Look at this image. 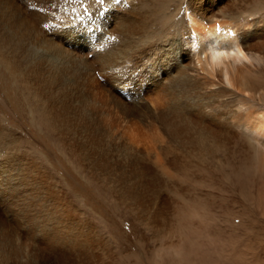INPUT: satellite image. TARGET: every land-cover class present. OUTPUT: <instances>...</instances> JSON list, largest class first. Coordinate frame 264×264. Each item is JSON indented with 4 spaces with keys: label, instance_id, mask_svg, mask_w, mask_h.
<instances>
[{
    "label": "bare ground",
    "instance_id": "obj_1",
    "mask_svg": "<svg viewBox=\"0 0 264 264\" xmlns=\"http://www.w3.org/2000/svg\"><path fill=\"white\" fill-rule=\"evenodd\" d=\"M44 1L48 5L41 15L45 21H49L48 28H51L53 37L41 34L32 39L31 46L28 45L29 48L26 49L24 41L32 35L34 24L27 17L19 21L8 20L10 31L3 38L1 30H5L6 26L2 22V11L4 7L13 5L0 0V27H3L0 29V61L6 64L16 77L21 120L32 127V130L45 128L52 139H57L69 150L71 156L88 160L84 164L89 169L100 171L101 178L116 186L115 194L130 206L134 207L136 203L138 206H144V193L136 186L149 183L142 172L149 167L145 164H140L139 169L136 165L132 166L133 161H137L136 158L129 164L112 158V163L101 157L100 151L89 143L96 140L93 136L95 131L106 130L111 134L112 130H119L120 124L129 114L140 111L137 107L153 113L151 116L158 119L168 132V143L158 133L150 143L158 141L160 147L158 148L156 142L153 143L155 147L147 146L149 143L145 146L148 152L155 149L154 163L161 168L166 165L176 168L180 163L181 167L177 168L176 173L175 170L167 173L169 180L174 179L176 175L185 179L201 175L197 174L196 169V172H192L186 167L211 169L210 166L216 163L217 153L227 149L231 142L237 140L238 125L255 131L259 137H264V87L253 77L250 67H264V17L250 32L242 30L241 27L252 26L250 17L253 16L248 14L250 17L245 21V8L242 5H236L237 9L234 8L232 0H189L182 22L169 13V2L173 0H138V3H129L130 0H120L119 3L116 0H103V3H100V0ZM144 2L149 6L155 3L150 8L148 18L155 19L156 22L161 21L163 26L155 25L150 30H143L136 24L143 21L138 8L144 5ZM48 9H56V13ZM120 9L129 12L124 14ZM230 10L234 13L229 14ZM100 12L105 14L102 13L100 21L93 24H97L98 29L102 28L101 33L97 28L91 31L92 22L86 20V16ZM226 16L236 19L234 22L229 18L226 20ZM235 20L239 21V32L234 30ZM181 24L183 29H187H182V32H168V26L176 30ZM107 27L112 29L106 30ZM124 34L130 38L122 39ZM96 36L99 42L95 40ZM15 38L22 42L15 41ZM67 38L71 41V48L66 42ZM98 46L100 51H95ZM79 51L80 57L77 55ZM92 52L93 58L89 57ZM82 53L87 57L82 56ZM44 57L49 59L46 64ZM121 60L124 64L127 63L121 64ZM60 62L67 64L64 70L59 69ZM71 66L75 68L73 74L77 75L78 79L81 77L84 85L81 91L84 97L79 103L72 101L76 100L79 94L69 96L60 93L59 89L67 83L63 73L72 68ZM97 69L99 75L94 73ZM140 71L145 73V78L143 77L144 83L139 91L144 92V99L150 105L153 104L152 111L148 109L150 106L142 104V94H134L130 90L131 86L128 93L117 88L120 85L124 86V89L128 88V85L133 84V72ZM232 92L237 94L235 96L238 109L233 108L228 100ZM4 131L0 129V149H6L3 152L7 155L4 159L11 162L0 163L1 205L13 207V202L7 201L11 198L16 201L18 208L41 207L44 202H32L36 197L40 198L38 194L33 198H25L19 190H22V187L28 191L29 188L32 189L28 185L29 180H32L34 185H48L49 179L44 176L45 172L42 170L44 167L31 158L32 153L25 151L23 145L22 149L20 146L17 148L21 151L11 154L8 146L10 141H16L11 138L14 131L9 128ZM119 132L121 131H117ZM129 132L132 130H125L123 135ZM21 139L22 137H19L17 142L21 143ZM125 140L128 144H135L137 136L132 134L125 137ZM171 148L182 153L180 162L174 150L169 151V154H172L170 161L162 157L160 150ZM50 149L48 152L52 154V148ZM257 161H260L261 165L264 164V153L259 155ZM119 166L120 169L124 168L123 173L114 172V168ZM38 176L42 179L37 180ZM48 198L47 200L55 203L57 208L62 207L64 203L67 206L64 205L60 209L62 212H47V218L43 216L46 212L36 210V214L41 216L40 219L31 217L28 222L41 224V229L44 233L47 232L45 237L50 236L46 238L50 246L56 248L61 241H64L62 245L66 244L69 248V243L73 247L79 243L80 246L91 243L92 238L82 235L83 232L78 226L79 220L77 221L76 215L71 213L74 208L70 202H65L66 197H59L50 185ZM153 218L150 219L152 224L158 220L155 216ZM84 225L87 230L90 229V225ZM31 227L33 228V225L29 228ZM7 229L5 225H0V264H8L13 258L20 257L17 253L18 247L6 232ZM59 249L58 247L57 250ZM60 255L63 258L64 254Z\"/></svg>",
    "mask_w": 264,
    "mask_h": 264
},
{
    "label": "rangeland",
    "instance_id": "obj_2",
    "mask_svg": "<svg viewBox=\"0 0 264 264\" xmlns=\"http://www.w3.org/2000/svg\"><path fill=\"white\" fill-rule=\"evenodd\" d=\"M1 1L13 5V7H4L2 11L4 18L2 22L6 26L5 30H1L3 38L10 31L8 20L19 21L25 17L34 24L32 35L24 41L26 49L29 48L28 45L31 46L32 39L38 38L41 34L53 37L51 28H48L49 21H45L41 15L43 9L48 5L44 0ZM139 1L130 0L129 3H138ZM189 2V0L170 1L171 12L169 13L175 15L182 22ZM231 3L236 9L240 5L245 8L243 15L245 21L250 17L248 14L253 16L250 17V24L253 25L241 27L244 31H253L252 29L264 17V0H232ZM154 4L149 6L144 2V5L138 8L144 18L142 17L143 21L136 24L140 25L143 30H150L155 25L163 26L161 21L156 22L155 19L154 21L148 18L150 8ZM48 10L56 13V9ZM120 12L128 14L129 11L120 9ZM102 13L86 16V20L92 22L93 25L91 31L97 28V31L101 33L102 28L98 29L97 24L95 25L93 22L98 23L100 17L105 14ZM232 13L234 11L230 10L229 14ZM135 15L138 16L136 13ZM226 17V20L230 19L229 16ZM219 18L223 17L219 16ZM238 22L235 20L233 23L235 32L241 31ZM169 27L167 29L169 33L182 32L183 24L178 25L179 28L176 30ZM1 28L3 27L1 26ZM111 29L112 27L106 28V30ZM186 29L187 27L183 30ZM124 35L122 39L130 38L126 34ZM14 40L20 41L17 38ZM95 40L99 42L98 36ZM66 42L68 45L71 43L68 38ZM98 49L99 46L95 51H100ZM78 54L80 55V51ZM92 54L93 52L89 57L93 58ZM190 54L193 57L192 52ZM44 58L45 64L49 62L48 58ZM120 63L124 64L122 60ZM66 66L67 64L60 62L59 69L64 70ZM254 66H250L253 77H256L257 82L264 87V67L262 65ZM71 67L63 73L67 83L59 89L60 93L63 92L69 96L79 94L76 100H72L79 103L84 97L81 93L84 85L82 78L78 79L77 75L73 74L75 68ZM98 69L94 71L97 75H99ZM113 72L116 73V71ZM133 73L135 86L128 85V88L124 89V86L120 85L117 87L118 90L128 93L131 86L130 90L134 94H142V104L150 106L148 109L151 111L154 110L153 104L150 105L144 99V92L140 93L139 91L144 83L145 75L143 74L145 73L141 71ZM15 81L16 77L12 75L11 70L0 61V126H3L0 129L4 131L5 128H9L14 131L11 138L16 141L14 143L10 141L8 146V149H11V154L21 151L23 145L25 151L28 150L29 153H32L31 158L44 167L42 170L45 172L44 176L49 179V183L45 184V187L42 184L37 185V183L35 186L32 180H29L28 185L32 189L29 188L28 191L22 187L23 189L19 190L25 198H33L38 194L40 198L36 197V200H32V202L36 204L44 202L45 204L41 207L18 208L16 201L10 198L7 200L13 202V207H9L13 210L10 211L0 202V225H5L8 228L9 231L6 230V232L15 241L18 247L17 253L20 254L18 255L19 259L13 258L8 264H264V164L261 165L260 161H257L259 155L264 153V137H259L255 131L237 124V140L240 141L235 140L230 143L232 148L229 145L227 149L224 148L222 152H218L215 158L216 163L210 166L211 169L186 167L192 172L197 170V174L201 175L197 176V179H185L181 175H176L174 179L169 180L170 177L167 173L174 172V170L176 173L177 168L181 167L180 163L176 168H169L168 165L161 168L154 163L156 160L155 149H150L148 152L145 146L149 143L147 146L155 147L157 145L159 148L158 141H154L157 143L156 145L153 144L154 142L150 143L158 133L168 143V132L158 119L151 116L153 113L137 107L140 111L129 114L120 124L119 130H112L111 134L106 130L95 131L93 136L96 140L89 143L91 147L94 149L96 147L100 151L101 157L112 163L113 160L118 162L121 160L129 164L136 158L137 161H133L134 165L132 166L136 165L139 169L140 164H145L149 167L142 171L145 174L144 178L149 183L136 186L144 193V206H138L136 203L133 207L115 194L116 186L114 187L102 179L100 171L99 173L94 169H89L84 164L88 160L71 156L69 150L57 139H52L45 128L39 127V131L38 129L35 131L21 120L22 114L18 103L20 94ZM105 87H107L106 83ZM235 95L237 94L232 92L228 100L232 103L233 108L238 109L239 105ZM127 129H131L132 132L123 135ZM117 131L121 132L117 133ZM132 134L137 136V141L135 144H128L125 137ZM19 137H22L21 143L17 142ZM94 142L97 144L95 145ZM19 146L21 149H17ZM50 148L54 153L48 152L51 150ZM5 150L0 149L2 151L0 163L2 164L6 161L4 158L7 155L5 156L3 153ZM171 150L175 151V148L160 150L162 157L170 161L172 154L170 155L169 151ZM227 150L230 154L226 152ZM175 152L180 162L179 159L183 158L182 153ZM6 162H11V160ZM120 168V166L114 168V172L121 173L122 171L123 173L124 168ZM209 170L212 172L210 173ZM126 174L130 176L129 173ZM41 179L42 177L38 176L37 180ZM134 181L133 179L132 182ZM50 185L59 197H66L65 202L72 204L74 210L71 213L76 215L77 221L79 220L78 226L83 232L82 235L92 238L91 243L88 245L84 243L82 246L79 243L76 247L69 243L71 246L69 248L66 244L62 245L61 243L64 241H61L60 244H57L60 248L57 250L58 247L53 248L48 243L46 238L50 236L45 237L47 232L44 233L39 222H28L32 218L40 219L41 216L36 214V210L46 212L43 215L44 218L48 217L49 213L47 212L49 211L59 210L62 212L60 209L66 203L57 208L54 206L55 203L47 200L49 199ZM117 185L122 186L120 183ZM142 212L143 214H140ZM154 216L158 220L152 224L150 219ZM84 223L90 225L89 230L86 229ZM32 225L33 228H29ZM60 253L64 254L63 258L60 257Z\"/></svg>",
    "mask_w": 264,
    "mask_h": 264
},
{
    "label": "snow or ice",
    "instance_id": "obj_3",
    "mask_svg": "<svg viewBox=\"0 0 264 264\" xmlns=\"http://www.w3.org/2000/svg\"><path fill=\"white\" fill-rule=\"evenodd\" d=\"M116 2H117V3H119V2H120V0H116ZM100 3H103V0H100Z\"/></svg>",
    "mask_w": 264,
    "mask_h": 264
}]
</instances>
